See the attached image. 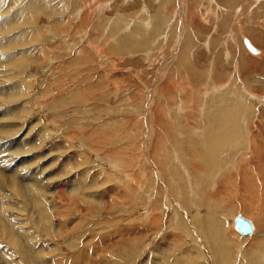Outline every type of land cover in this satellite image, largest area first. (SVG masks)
Instances as JSON below:
<instances>
[{
    "label": "rangeland",
    "instance_id": "374dc122",
    "mask_svg": "<svg viewBox=\"0 0 264 264\" xmlns=\"http://www.w3.org/2000/svg\"><path fill=\"white\" fill-rule=\"evenodd\" d=\"M14 1L0 264H264V1Z\"/></svg>",
    "mask_w": 264,
    "mask_h": 264
},
{
    "label": "bare ground",
    "instance_id": "6f19581e",
    "mask_svg": "<svg viewBox=\"0 0 264 264\" xmlns=\"http://www.w3.org/2000/svg\"><path fill=\"white\" fill-rule=\"evenodd\" d=\"M4 1H6V0H3V2H4ZM13 1H14V0H13ZM16 1H17V0H16ZM16 1H14L13 3L16 4V3L18 2V1H17V2H16ZM21 1H22V0H21ZM26 1H27V0H26ZM40 1H44V0H29L28 2L30 3V5L34 6L35 8H38V11H41V10H42V7H41L42 4H40ZM46 1H48V3H49V0H46ZM46 1H45V2H46ZM263 1H264V0H263ZM1 2H2V0H0V3H1ZM3 2H2V3H3ZM11 3H12V2H11ZM53 3L55 4V2H53ZM26 4H27V3H26ZM45 4H46V3H45ZM46 5H47V4H46ZM46 5H45V6H46ZM21 6H22V5H21ZM23 6H24L25 8H27V7H26L27 5L25 6V4H23ZM45 6L43 5L44 8H45ZM48 6H49V5H48ZM48 6H46L45 9L43 8L45 12H48V11L50 12V11H51V9H50ZM54 6H55V5H54ZM10 7H11V6H10ZM2 8H3V7H2ZM21 8H22V7H21ZM55 8H56V7H55ZM0 9H1V8H0ZM3 9H4V8H3ZM22 9H23V8H22ZM6 10H7V9H6ZM6 10H3V12L6 11ZM44 11H43V12H44ZM0 12H2V10H0ZM19 13H21V12H20L19 9L17 8V9L14 10V14H13L11 17H10V16H9V17H8V16H5V17H4V20H1L2 23H3L4 25L0 26V30H3V29L5 28V33H6V32L8 31V29H9V27H10L9 23H10L11 21L13 22L14 20H16V19L13 20L14 15H15V14H19ZM24 13H26V12H24ZM21 14H22V13H21ZM21 14H20V15H21ZM32 14H34V13H32ZM20 15H19V16H20ZM22 15H23V14H22ZM22 15H21V17H22ZM26 15H27V14H26ZM19 16H18V15H17V16L15 15L16 18L19 17ZM17 19L19 20V18H17ZM3 21H4V22H3ZM15 22H17V21H15ZM32 22H33V21H32ZM2 23H0V25H1ZM15 24H16V23H15ZM22 25H23V24H22ZM22 25H21V26H22ZM34 25H35V24H34ZM12 26H13V25H12ZM13 29H14V28H13ZM18 29H19V28H18ZM33 29H34V28H33ZM37 30L39 31V29H37ZM35 31H36V30H35ZM186 39H190V38L187 37ZM243 40H244V39H243ZM187 44H188V41H187ZM252 46H253V45H252ZM187 47H189V46H187ZM257 53H258V51H257ZM257 53H253V54H257ZM227 54H228V53H227ZM227 54H226V55H227ZM180 58H181V59H184V53H182L180 56H178V59H177V60L180 61ZM35 59H36V58H35ZM26 60H27V59H26ZM1 63H2V62H1ZM3 63H4V62H3ZM164 82H165V81H164ZM166 83H167V82H166ZM10 86H11V85H10ZM161 86H162V87H166V85H161ZM14 88H15V87H14ZM218 89H219V88H218ZM14 90H15V89H14ZM215 90H216V89H215ZM204 94H205V93H204ZM4 95H5V94H4ZM253 96H254V95H253ZM262 97H263V96H258V97H255V98L260 99V101L264 104V102H263V100H262ZM253 98H254V97H253ZM232 109H233V108H232ZM224 110H225V109H224ZM224 110H222V109L219 110V111H221V112H219V113H220V117H221V114L224 115V113H225ZM230 110H231V109H230ZM230 110H229V112L226 113V114H227L228 117L230 118V121H231V120L234 121V118L236 119V118L238 117V113L236 112L237 114H235V113H234V112H235L234 110H232V111H230ZM157 111H158V110H157ZM233 111H234V112H233ZM7 112H8V111H7ZM5 113H6V112H5ZM219 113H216V116H217V114H219ZM233 113H234V114H233ZM233 115H234V116H233ZM205 118H206V117H205ZM208 118H209V117H208ZM9 119H10V118H9ZM222 119H223V116H222ZM222 119L218 120V119H216V117H215V118H213V119L210 120V122H209V127H210V128L212 127V128H211V131H209V129L207 128L210 134H213V133H211V132L215 129V128H213V126H217L216 123H218V122L221 121L220 125H221V124H223L222 126L225 125L224 123H226V122H223V120L226 119V118H224L223 120H222ZM226 120H227V119H226ZM207 121H208V120H207ZM227 121H228V120H227ZM232 121H231V122H232ZM236 121H237V120H236ZM236 121H235V122H236ZM160 122H161V121H160ZM165 122H166V121L164 120V123H165ZM186 122H187V121H186ZM205 122H206V121H205ZM228 122H229V121H228ZM231 122H230V124L227 123L224 129H222V128H223L222 126H221L222 128H220V125H218V127H219L220 130L218 129V127H216V130L219 131V133H214V135H219V136H220L221 133H222V135H224L227 131L231 132V130H233V128H234V125H236L235 122H233V123H231ZM164 123H163V124H164ZM160 124H161V123H160ZM29 125H30V124H29ZM166 126H167V125H166ZM168 126H169V125H168ZM205 126H206V125H205ZM221 129L224 130V131L221 132ZM34 130H35V129H34ZM27 131H28V130H27ZM161 132H162V131H161ZM157 136H158V135H157ZM260 136H261V135H260ZM8 138H9V137H8ZM11 139H12V138H11ZM11 139H10V140H11ZM253 139H254V138H253ZM255 140H256V144L260 143V150L262 149L261 152H263L264 144H263V139H262V137H258V138L255 139ZM1 141H2V140H1ZM1 141H0V142H1ZM21 142H22V141H21ZM78 142H79V141H78ZM254 142H255V141H254ZM3 144H4V143H3ZM251 144H252V143H251ZM254 144H255V143H254ZM0 146H1V145H0ZM254 146H255V145H254ZM1 148H2V147H1ZM256 148H257V147H254V149L252 148L253 151H255ZM221 149H222V147H221ZM216 150H217V148L214 149V151H216ZM257 150H258V149H257ZM2 151H3V150H2ZM65 151H66V150H65ZM214 151H213V152H214ZM218 151H219V150H218ZM218 151H217V152H218ZM0 152H1V151H0ZM221 152H222V151H221ZM259 152H260V151H259ZM261 152H260V153H261ZM2 153H3V152H1V155H0V161H1V162H2V160H3V159H1V157L3 156ZM252 153H253V152H252ZM4 154H5V153H4ZM33 154H34V153H33ZM6 155H7V154H6ZM6 155H5V156H6ZM18 156H19V155H18ZM8 157H9V156H8ZM10 157H11V156H10ZM10 157H9V158H10ZM215 157H216V156H215ZM21 158H22V157H21ZM259 158H260V156H259ZM7 160H8V159H7ZM215 160H217V159L215 158ZM4 161H5V160H4ZM259 161H260V160H259ZM263 161H264V159H263ZM2 163H3V162H2ZM31 163H32V162H31ZM3 164H4V163H3ZM155 164H156V163H155ZM5 165H6V164H5ZM8 165H9V164H7L6 167H8ZM183 165H184V164H183ZM183 165H182V166H183ZM0 166H1V168H2V165H0ZM184 167H185V169H186V166H184ZM16 169H17V168H16ZM37 169H38V168H37ZM181 169H182V168H181ZM245 170H246V169H245ZM2 172H3V171H2ZM13 172H14V171H13ZM257 172H258V171H257ZM37 174H38V173H37ZM246 175H247V174H246ZM2 177H3V176H2ZM24 177H25V176H24ZM5 178H6V177H5ZM257 178H258V177H257ZM257 178H256V179H257ZM259 178H260V177H259ZM259 178H258V179H259ZM38 179H39V178H38ZM258 179H257V180H258ZM3 180H4V178H3ZM3 180H2V181H3ZM7 180H8V179H7ZM7 180H6V181H7ZM35 180H36V179H34V181H35ZM90 181H92V180H90ZM250 181H252V180H250ZM262 181H263V180H262ZM244 182H245V181H244ZM244 182H242V184H241V186H240L241 189H242V188H249V187H251V186H250V183H244ZM88 183H89V182H88ZM3 184H4V183H3ZM89 184H91V183H89ZM5 185H6V184H5ZM8 185H9V184H8ZM251 185H252V184H251ZM257 191H258V190H257ZM243 193H244V192H243ZM244 194H245V193H244ZM255 195H256V194H255ZM255 195H254V196H255ZM245 199H246V198H245ZM250 201H251V200H250ZM241 216H242V215H241ZM232 217H233V218H232V226H233V228H234V222H233V220H234L235 216H232ZM242 217H243V216H242ZM243 218H244V217H243ZM246 219H247V218H246ZM247 220H249V219H247ZM250 220H251V219H250ZM250 220H249V221H250ZM250 223H251V225H252V231H251L249 234H245V235H243V236H245V237H246L247 235H250V234L253 233L254 225L252 224L251 221H250ZM256 223H257V222H256ZM256 226H257V225H256ZM234 230H236V229L234 228ZM236 231H237V230H236ZM237 232H238V231H237ZM238 233H239V232H238ZM241 235H242V234H241ZM251 250H252V249H251ZM71 260H72V259H71Z\"/></svg>",
    "mask_w": 264,
    "mask_h": 264
},
{
    "label": "water",
    "instance_id": "95a60500",
    "mask_svg": "<svg viewBox=\"0 0 264 264\" xmlns=\"http://www.w3.org/2000/svg\"><path fill=\"white\" fill-rule=\"evenodd\" d=\"M246 49L251 53H257V50L248 39L243 40ZM264 102V96L262 97ZM234 228L242 235L249 234L252 231V225L249 220L243 218L240 214H237L233 220Z\"/></svg>",
    "mask_w": 264,
    "mask_h": 264
}]
</instances>
